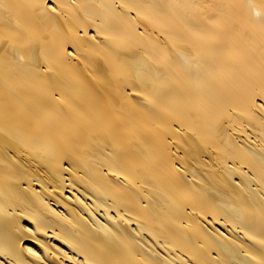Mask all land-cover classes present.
I'll return each mask as SVG.
<instances>
[{"label":"bare ground","instance_id":"6f19581e","mask_svg":"<svg viewBox=\"0 0 264 264\" xmlns=\"http://www.w3.org/2000/svg\"><path fill=\"white\" fill-rule=\"evenodd\" d=\"M0 264H264V0H0Z\"/></svg>","mask_w":264,"mask_h":264}]
</instances>
